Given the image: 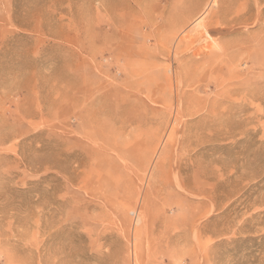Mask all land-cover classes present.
<instances>
[{
  "label": "rangeland",
  "instance_id": "obj_1",
  "mask_svg": "<svg viewBox=\"0 0 264 264\" xmlns=\"http://www.w3.org/2000/svg\"><path fill=\"white\" fill-rule=\"evenodd\" d=\"M0 264H264V0H0Z\"/></svg>",
  "mask_w": 264,
  "mask_h": 264
},
{
  "label": "bare ground",
  "instance_id": "obj_2",
  "mask_svg": "<svg viewBox=\"0 0 264 264\" xmlns=\"http://www.w3.org/2000/svg\"><path fill=\"white\" fill-rule=\"evenodd\" d=\"M201 25V24H200ZM200 28L201 29H203L204 30V28H203V26H200ZM164 31V30H163ZM206 34H208V33H206ZM210 38V37H209ZM211 39V38H210ZM213 40V39H212ZM188 42V41H187ZM202 42V41H201ZM189 43V42H188ZM217 47V46H216Z\"/></svg>",
  "mask_w": 264,
  "mask_h": 264
}]
</instances>
